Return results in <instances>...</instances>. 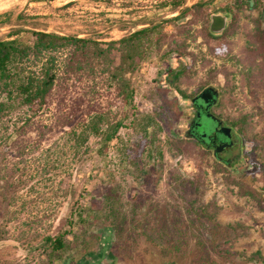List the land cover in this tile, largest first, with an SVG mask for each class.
Segmentation results:
<instances>
[{"label": "rangeland", "instance_id": "1", "mask_svg": "<svg viewBox=\"0 0 264 264\" xmlns=\"http://www.w3.org/2000/svg\"><path fill=\"white\" fill-rule=\"evenodd\" d=\"M171 1L0 0V15L10 14L0 40L21 29L91 39L104 49L156 24L168 38L127 75L131 105L107 73L117 52L83 59L61 49L30 61L40 72L52 56L57 81L44 105L0 122V264H75L89 253L124 256L128 264H264V212L242 193L260 192L264 182V145L252 141L264 133V70L255 50L263 0H180L181 9L203 3L200 16L165 22L180 12ZM218 11L231 20L215 37L209 16ZM172 38L185 43L175 91L161 81L178 57L162 54ZM206 87L219 92L214 115L229 127L244 124L240 133L233 128L239 145L231 152L241 147L242 158L231 170L181 136L183 96ZM174 96L179 114L171 118L165 101ZM116 121L124 128L106 146L99 133ZM201 122L205 132L213 128L208 118ZM64 232V249L52 252L46 238ZM170 243L179 252L162 257Z\"/></svg>", "mask_w": 264, "mask_h": 264}, {"label": "trees", "instance_id": "2", "mask_svg": "<svg viewBox=\"0 0 264 264\" xmlns=\"http://www.w3.org/2000/svg\"><path fill=\"white\" fill-rule=\"evenodd\" d=\"M249 4L250 1H248ZM202 5L203 3H198L192 7L181 9V1L173 0L171 1V8L172 10H179V15L172 19H167L165 22L182 20L190 15L199 17ZM9 19V13L0 15V25ZM262 23L264 24V19ZM164 26V24H156L141 28L128 37L104 43L106 46L104 49L99 46L98 42L91 39L60 36L54 33L39 31H23L21 29L13 31L8 38L0 40V122H3L4 119L6 120L11 114L24 107H31L33 105L42 106L45 104L57 81L54 58L52 56L49 57V66L40 72L29 69V64L32 60H39L45 54L54 53L61 49H71L73 55H79L83 59H87L91 55L98 59H106L107 55L111 52H117L119 63L112 69H109L107 73L115 84L118 95L123 98L126 105H131L134 98V89L127 75L137 72L140 65L152 51H156V53L161 52L162 45L168 39L163 33ZM184 32L188 33L189 30ZM257 37V47H255V50L257 51L259 48L261 65L264 70V28L258 27ZM184 49V42L178 43L175 38H172L168 50L162 54L167 57L170 53H176L178 58L183 60L182 54L185 53ZM77 65L79 66L80 64ZM69 71L72 72L73 70L69 68ZM178 76H180V73L175 74V79ZM179 93L183 96L181 92ZM165 105L172 113L171 118H176L179 114V105L176 97H172L168 102L165 101ZM144 122L148 124L149 121L144 119ZM242 124L243 121H235L231 124V127H237V132L240 133L243 130L244 124ZM123 128L124 125L121 121L108 123L106 128L99 133L100 141L108 146L112 140L117 138L119 131ZM144 132L146 133V131ZM145 139H140L139 150L133 149L131 151V158L134 162H137L142 157L146 146ZM252 141L255 147H262L264 145V133L255 135ZM195 145L197 144L195 143ZM147 173L149 172L147 171ZM242 193L255 200L258 207L264 212V182L260 192H257L255 189L252 190L250 187H245ZM71 225V221H69V226ZM68 234L64 232L56 237L46 238V242L50 244L52 252L64 249V238ZM160 252L162 257H168L177 254L179 249L177 245L170 243L167 247L161 249Z\"/></svg>", "mask_w": 264, "mask_h": 264}, {"label": "flooded vegetation", "instance_id": "3", "mask_svg": "<svg viewBox=\"0 0 264 264\" xmlns=\"http://www.w3.org/2000/svg\"><path fill=\"white\" fill-rule=\"evenodd\" d=\"M251 2L252 1L250 0V4ZM214 16L223 17V19L225 20V25L222 30L217 31V32H213L209 30L210 35L212 36L214 35L218 37V36H221L228 29V26L231 20V14L229 11H218V12L212 13L210 15L209 28L211 25V19ZM184 68H185V61L175 56L172 60L171 68L169 69V71H166L162 73L161 75V81L162 83H165L168 90L175 91V89H173L175 86V80H176L174 76L177 73H181ZM212 88L214 90H217L214 87ZM199 93L196 95L189 94L187 96H183L184 97L183 99L187 102V107L184 111V117H182L181 119V124L183 127V133L181 136L183 139H190V140L195 141V143L199 145L202 149L209 151L210 155L215 161H217L220 165L226 167L227 169L231 170L232 167L234 166V163L236 161L241 160L242 158L241 147H239L237 153L234 154L231 152L233 149L237 148L239 145L238 143L239 135L236 131H234L232 127L227 126L226 123L221 118L217 117L216 115L212 113L213 107L209 111V116L208 117L206 116V113L204 111L205 104L200 98H198ZM202 118H208L213 123V128L211 129L209 128L207 132L202 130V122H201ZM195 121H196L195 128H193ZM217 128L228 129V134L231 135V138L236 139V142H234L232 146L227 147L226 144L222 143V139L225 138L224 136H220L214 139L212 135ZM198 138H201L203 140V143H200L198 141ZM207 145H209L210 147L208 148ZM215 150L217 151V155L219 159L220 158L228 159L229 163L224 164L221 161H219L213 155ZM123 259H124V256H120V255L111 256L109 254L106 257H104L101 253L97 255V258H95L93 257L92 253H89V254H83L81 256L80 261L79 262L75 261V264H128L126 263V261H123ZM167 264H175V263L169 262Z\"/></svg>", "mask_w": 264, "mask_h": 264}, {"label": "water", "instance_id": "4", "mask_svg": "<svg viewBox=\"0 0 264 264\" xmlns=\"http://www.w3.org/2000/svg\"><path fill=\"white\" fill-rule=\"evenodd\" d=\"M224 25H225V20L223 19V17L214 16L211 19L210 30L213 32L220 31L224 28ZM198 98H200L205 104L204 111L206 113V116L208 117L210 109L214 107L218 102L219 93L217 90H214L212 87H206L199 93ZM195 124H196V121L194 122L193 128H195ZM220 136L225 137L224 139H222V143L226 144L227 147L232 146L234 142H236V139L231 138V135L228 134V129L217 128L212 135L214 139ZM198 141L200 143H203V140L201 138H198ZM207 147L209 148L210 146L207 145ZM213 155L222 163L224 164L229 163L228 159H221V158L219 159L216 150L214 151Z\"/></svg>", "mask_w": 264, "mask_h": 264}]
</instances>
